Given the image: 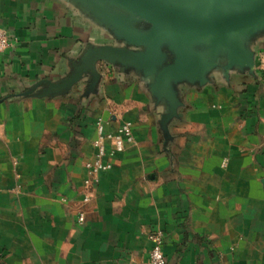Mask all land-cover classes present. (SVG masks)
<instances>
[{
	"label": "crops",
	"instance_id": "1",
	"mask_svg": "<svg viewBox=\"0 0 264 264\" xmlns=\"http://www.w3.org/2000/svg\"><path fill=\"white\" fill-rule=\"evenodd\" d=\"M0 29V264H148L157 231L167 264H264V33L252 71L177 85L166 132L146 81L104 61L93 88L23 94L118 45L73 0H0ZM97 118L134 142L86 188Z\"/></svg>",
	"mask_w": 264,
	"mask_h": 264
},
{
	"label": "water",
	"instance_id": "2",
	"mask_svg": "<svg viewBox=\"0 0 264 264\" xmlns=\"http://www.w3.org/2000/svg\"><path fill=\"white\" fill-rule=\"evenodd\" d=\"M104 27L118 45L88 47L60 81H36L24 95L57 94L83 76L89 87L100 79L97 63L104 61L133 70L147 83L165 111L159 119L178 116L177 85H204L209 74L254 69L250 42L264 33V0H73Z\"/></svg>",
	"mask_w": 264,
	"mask_h": 264
},
{
	"label": "built area",
	"instance_id": "3",
	"mask_svg": "<svg viewBox=\"0 0 264 264\" xmlns=\"http://www.w3.org/2000/svg\"><path fill=\"white\" fill-rule=\"evenodd\" d=\"M8 37L2 29H0V53L9 46ZM264 122V117H263ZM134 137L132 126L129 121H122L114 131H105L104 123L101 118L95 121V137L92 141L94 154L92 159L84 163L87 173L83 183L86 188H90L99 180V174L113 167L114 159L124 151L127 144H132ZM89 194L86 193L82 202L89 201ZM84 221V211L77 213V222L80 224ZM164 236L162 231H157L152 236V246L148 254V264H167L162 245Z\"/></svg>",
	"mask_w": 264,
	"mask_h": 264
}]
</instances>
